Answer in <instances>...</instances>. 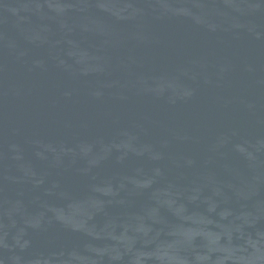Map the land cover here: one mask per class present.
Returning <instances> with one entry per match:
<instances>
[{
	"label": "water",
	"instance_id": "95a60500",
	"mask_svg": "<svg viewBox=\"0 0 264 264\" xmlns=\"http://www.w3.org/2000/svg\"><path fill=\"white\" fill-rule=\"evenodd\" d=\"M0 264H264V0H0Z\"/></svg>",
	"mask_w": 264,
	"mask_h": 264
}]
</instances>
